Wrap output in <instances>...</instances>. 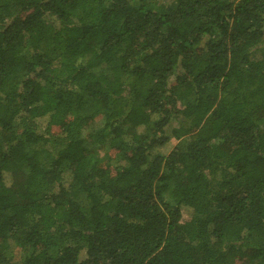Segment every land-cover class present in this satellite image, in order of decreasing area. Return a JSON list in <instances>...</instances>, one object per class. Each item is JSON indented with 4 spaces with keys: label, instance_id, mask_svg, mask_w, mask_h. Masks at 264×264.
<instances>
[{
    "label": "trees",
    "instance_id": "trees-1",
    "mask_svg": "<svg viewBox=\"0 0 264 264\" xmlns=\"http://www.w3.org/2000/svg\"><path fill=\"white\" fill-rule=\"evenodd\" d=\"M263 124L264 0H0V264H264Z\"/></svg>",
    "mask_w": 264,
    "mask_h": 264
},
{
    "label": "rangeland",
    "instance_id": "rangeland-1",
    "mask_svg": "<svg viewBox=\"0 0 264 264\" xmlns=\"http://www.w3.org/2000/svg\"><path fill=\"white\" fill-rule=\"evenodd\" d=\"M262 129L264 130V124L262 125ZM166 132L168 133V129L166 130ZM176 145V141L173 140V139H170L168 142H166L161 148H160V153L163 155V156H166L167 153H169L172 148ZM4 178H8V176L6 174H4ZM190 209L189 208H186L184 207L182 209V215L185 219H188L190 217Z\"/></svg>",
    "mask_w": 264,
    "mask_h": 264
}]
</instances>
